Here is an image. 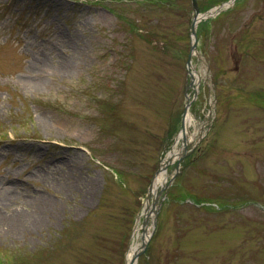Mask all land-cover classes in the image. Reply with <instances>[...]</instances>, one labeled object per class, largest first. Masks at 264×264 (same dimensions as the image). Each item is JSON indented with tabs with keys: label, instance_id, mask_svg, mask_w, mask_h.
<instances>
[{
	"label": "rangeland",
	"instance_id": "1",
	"mask_svg": "<svg viewBox=\"0 0 264 264\" xmlns=\"http://www.w3.org/2000/svg\"><path fill=\"white\" fill-rule=\"evenodd\" d=\"M191 20L190 0H0V264H126L151 231L137 264H264V0L199 23L202 137L143 230Z\"/></svg>",
	"mask_w": 264,
	"mask_h": 264
},
{
	"label": "water",
	"instance_id": "2",
	"mask_svg": "<svg viewBox=\"0 0 264 264\" xmlns=\"http://www.w3.org/2000/svg\"><path fill=\"white\" fill-rule=\"evenodd\" d=\"M232 1H233V0H227L225 3L216 6V7H214V8L211 9V10H208V11H206V12H204V13H199V8H198V5H197V1H196V0H191V4H192V7H193V11H194V12H193L192 31H191L192 42H191V45H190V52H189V54H188L187 61H186V65H187V67H189V69H188L189 74L192 75V74H193V71H194V68H193V66H192V64H191V54H192L193 52H195L196 55H198V57H200V56H199V53L196 51L197 36H196V30H195V27H196L197 21H198L200 18H202V17H206V16H209V15H212V14L214 13V11H218V10L222 7V5L227 6V5H229ZM186 99H187V101H186V105H185V110H184V112L187 110L188 105H189V103H190V100H189L188 98H186ZM184 114H185V113H184ZM171 153H172V155H171L170 157H167V159H165V160L163 161V164L161 163V169H165V168H166V164L171 162V160H172V158H173V151H172ZM159 170H160V169H159ZM157 172H158V171H157ZM151 186H152V185H151ZM151 186H150V189H149V192H150V193H151ZM155 201H156V196L154 197V202H155ZM156 205H157V204H156ZM153 210H154V207H153ZM155 212H156V211H155ZM154 220H155V217H154ZM145 246H146V239H143L141 250L144 249ZM137 254H138V252L135 253V255H134V257H133V259H132V261H131L132 264L135 262L136 257H137Z\"/></svg>",
	"mask_w": 264,
	"mask_h": 264
},
{
	"label": "trees",
	"instance_id": "3",
	"mask_svg": "<svg viewBox=\"0 0 264 264\" xmlns=\"http://www.w3.org/2000/svg\"><path fill=\"white\" fill-rule=\"evenodd\" d=\"M222 0H207L206 2H204L203 0H198L199 2V6L202 8V9H206L218 2H220Z\"/></svg>",
	"mask_w": 264,
	"mask_h": 264
},
{
	"label": "bare ground",
	"instance_id": "4",
	"mask_svg": "<svg viewBox=\"0 0 264 264\" xmlns=\"http://www.w3.org/2000/svg\"><path fill=\"white\" fill-rule=\"evenodd\" d=\"M130 255V254H129Z\"/></svg>",
	"mask_w": 264,
	"mask_h": 264
}]
</instances>
